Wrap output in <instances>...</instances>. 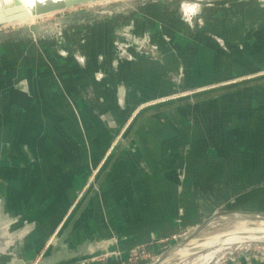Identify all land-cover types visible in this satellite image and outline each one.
Returning <instances> with one entry per match:
<instances>
[{
	"label": "rangeland",
	"instance_id": "rangeland-1",
	"mask_svg": "<svg viewBox=\"0 0 264 264\" xmlns=\"http://www.w3.org/2000/svg\"><path fill=\"white\" fill-rule=\"evenodd\" d=\"M116 5H121L122 9H118L116 12L108 9L109 6L116 8ZM80 14H83V17H79ZM62 20L70 21L71 24L63 23ZM48 22L52 23V30L45 33L47 37L42 35L25 38V33L20 32L17 33L15 40L0 45V128L3 120H7V116L10 115L8 119L10 126L5 130L6 135H10L9 139L12 140V143L3 145L2 139L0 140V153L2 155L0 166L31 168L32 160L36 155L35 137L38 136L37 132L42 129V132L50 133L52 126H60L61 121L67 118L72 119L69 117V112H66V117L63 112H59L60 109H57L63 100L60 97L57 99L58 105L54 103L48 105L39 96L29 95L28 97L27 94L23 93V91L35 92L36 88L40 87L34 82L30 84L26 78L28 77L33 81L35 74H41L47 79L46 84H43V92L49 91V84L47 83L51 79L49 76L51 67L46 62L47 58L62 69L64 67L69 68L66 73L67 80L65 79L61 84L56 82L57 92L58 89L65 91L67 88L77 90L80 93L79 97L81 96L86 103L93 104L96 102L101 105L104 111L102 118L107 127L111 124H115L116 127V123H120L121 127L117 129L118 132L111 135V143L107 145L106 152L97 165L98 167L89 168L83 191L78 196V201L81 202L80 206L75 208V212L67 225L63 223L58 230L55 228L51 232L54 237H44L43 239L28 235L27 239H21L22 227L18 226L19 223L13 225L14 228L10 233L9 229L6 228L7 224H5L8 219L6 209L4 206L3 208L0 206V246L8 240L7 243H11L10 236L13 238L12 247L6 252L9 255L7 254L6 258H1L2 261H6L19 253L20 257L27 258V260L32 261V264H36L41 258L55 253L57 248L67 247L65 241L67 235L65 233L69 234L72 231L77 219L87 208L91 199L93 201L99 194L100 190L98 191V189L103 185L115 161L127 146V143L120 144L119 141L125 139L127 142L135 133L136 127L138 128L140 122L147 116L169 112L178 104L190 102L188 98L196 93L213 91L215 83L184 89L187 88L186 80L189 77V71L196 72L198 76L207 74L208 70L206 73L201 72L200 74L199 71L202 69H198V72L196 70L199 62H201L200 59L205 55L202 58V65L206 67L210 64L211 58L209 56L213 49H217V53L224 55L226 38L230 35L234 38L238 35L240 38L239 36L242 35L241 31H229L235 29L233 27L239 30L242 26L257 29L259 24L264 25V0H93L60 11H51L41 15V17L39 15L32 22L19 21L16 24L0 25V34L26 29L33 24H47ZM73 32L76 33L72 34ZM261 34L264 38V32ZM149 62L159 66L160 70L156 72V75L159 77L163 75L164 79L169 80L178 92L173 91L170 95L157 96L152 100L137 104L134 97L128 92L119 93L120 88L126 89L125 83L120 79V74L123 68L129 65H133V67L136 65L145 70ZM164 70H166L165 74ZM245 81L247 80H237V83ZM51 82L54 84V81L51 80ZM68 98L70 101L65 99L66 106H62V111L71 109L73 105L74 118L82 121V114L76 109L80 105L72 102L76 98V94L72 91L68 92ZM178 99L185 100L177 103ZM174 101L176 103L171 104ZM7 103L9 104L5 105ZM49 106L54 107L52 111H49ZM87 120L92 124L97 121L93 117ZM35 123L40 128L35 127ZM1 130L2 128L0 129V138H3L5 134ZM52 131L51 135L55 136L57 146L68 136L65 133L60 134L64 128L56 127ZM68 131L69 133L76 132L77 129L69 128ZM40 140L44 144V138ZM70 140L71 138L67 139L65 143L69 145ZM47 142L51 141L48 140ZM72 146L73 144L68 146V150ZM51 147L53 148V146ZM75 162L71 161L72 164L69 166L71 171L76 169ZM22 172L19 170L18 173L22 175ZM32 178L30 177L28 180H32ZM35 178L33 179L35 180ZM0 184L3 185L4 189L8 185L19 186L17 181L3 178L1 175ZM20 188L23 189L21 191L23 201L18 204L19 210H23L22 218L28 217L31 221L24 225H31L36 231L38 225L34 223L37 218L34 213L39 211V206H35L38 203L33 199L35 192L32 183L21 185ZM97 192L98 194L93 197ZM52 194L53 191L50 190L43 196L40 205L45 206ZM49 207L47 206L48 211ZM160 209L153 210L150 217L139 218V220L153 219L154 221L149 224V230L161 232L159 236L140 245L130 246L122 250L119 248V241L114 239L117 236L113 227H110L105 237L99 238L100 242L106 243L110 237V241L104 244L105 249L97 240H88V243L79 247V252H85L91 246H97L101 251L66 264H147L180 241L187 230L202 223L212 212L211 209L207 208L184 206L170 209L165 215L160 212L158 213L159 217L156 218V213ZM240 209L236 206H229L218 211ZM125 213L128 215L129 212L126 211ZM83 215L75 227L84 219ZM183 218H195V221L183 223ZM263 225L257 222H218L202 231L193 245H198L199 242L202 244L212 237L233 231L241 232L253 227V229H264ZM3 226L4 232L2 231ZM101 226L105 229L104 225ZM140 226H143L142 222H139V229ZM64 227L62 236L58 235L57 232H61ZM43 232L44 229L40 230L41 234ZM4 233H10V236ZM38 235L40 234L38 233ZM55 238H57L56 244H54ZM241 241L227 244L223 248L206 244L185 257L172 258L169 264H264V240L244 239ZM21 247L24 249V254L20 252ZM214 250L219 251L214 253Z\"/></svg>",
	"mask_w": 264,
	"mask_h": 264
},
{
	"label": "crops",
	"instance_id": "crops-1",
	"mask_svg": "<svg viewBox=\"0 0 264 264\" xmlns=\"http://www.w3.org/2000/svg\"><path fill=\"white\" fill-rule=\"evenodd\" d=\"M233 28L235 29L229 31H241V39L238 35L236 38L228 36L224 55L213 49L209 56L210 64L206 67L202 65L204 55L196 70L198 72V69H202L199 74L208 70L207 74L198 76L196 72L189 71L187 88H184L192 89L215 83L213 91L196 93L197 95L188 98L190 102L178 104L169 112L147 116L127 142L125 139L119 141L120 144L127 143V146L115 161L112 174L110 171L98 189L99 194L97 192L93 196L98 194L93 201L91 199L77 219L75 225L87 211L83 215L84 219L76 227L74 225L70 236L65 240L68 248L77 249L92 240L100 242L99 238H104L110 227H113L117 236L114 239L119 241V248L122 250L145 243L159 236L161 232L149 230L153 219L139 218L150 217L156 208H161L156 213V218L160 212L165 215L170 209L184 206L211 209L209 216L229 206L264 212V38L261 34L264 32V25L259 24L258 30L244 26L241 30ZM74 33L76 32L72 34ZM46 62L51 67V79L47 83L49 91L43 92V84H46L47 79L41 74H35L33 81L26 78L30 84L34 82L40 87L35 92L23 93L28 97L39 96L48 105H58V97L63 99L57 109L66 117V112H69L72 119L67 118L60 122V126L51 128H64L60 134L65 133L68 136L57 146L55 136L51 135L52 129L50 133L45 132L46 134L41 129L35 137L36 155L31 168L0 166V175L17 181L19 185H8L4 189L0 184V206L5 207L8 217L6 228H11L12 231L13 225L19 223L18 226L22 227L21 239L24 240L28 235L43 239L54 237L51 232L55 228L58 230L63 223L67 225L75 208L80 206L78 196L83 191L89 168L96 167L101 162L107 145L111 143V135L121 127L120 123H116V127L115 124H108L107 127L102 118L104 111L101 105L96 102L86 103L79 97L77 90L67 88L65 91L58 89L57 92L56 82L61 84L67 80L66 73L69 68L58 67L49 58ZM142 69L136 65L123 68L120 79L125 83L126 89L120 88L119 93L128 92L140 104L157 96L178 92L163 75H156L160 70L156 63L149 62L145 70ZM242 79L247 81L237 83V80ZM71 91L76 94L72 102L80 105L76 109L82 114V121L74 118L73 105L71 109L62 111V106H66L65 99L70 101L68 92ZM203 94L209 96L196 99ZM185 99H178L177 103ZM175 103L174 101L171 104ZM53 108L50 107L49 111ZM7 117L9 119L10 115ZM91 117L97 120L96 123L88 122L87 119ZM8 119L3 120L1 125L5 134L0 138L2 145L12 143L9 139L11 136L6 135L5 130L10 126ZM22 125L23 123L21 129ZM35 127L40 128L37 123ZM69 128L77 131L69 133ZM41 138H44V144L41 143ZM69 138L71 140L68 145L65 141ZM48 140L51 142H47ZM71 144L73 146L68 150ZM71 161H76L74 171L69 167ZM19 170L23 171L22 175L18 173ZM30 177L36 178L28 180ZM28 183H32L35 192L33 199L38 203L35 206H39V211L34 213L37 217L34 223L38 225L36 231L40 235L31 225H24L31 221L28 217L22 218L23 210L20 211L18 206L23 201V189L20 186ZM50 190L53 194L49 202L45 206L40 205V200ZM47 206H50L49 211ZM126 211L129 212L128 215ZM194 221L195 218L182 219L183 223ZM139 222L143 225L140 229ZM65 227L57 232L58 235H62ZM43 229L41 234L40 230ZM109 239L110 237L106 243ZM20 252L25 253L23 247Z\"/></svg>",
	"mask_w": 264,
	"mask_h": 264
},
{
	"label": "water",
	"instance_id": "water-1",
	"mask_svg": "<svg viewBox=\"0 0 264 264\" xmlns=\"http://www.w3.org/2000/svg\"><path fill=\"white\" fill-rule=\"evenodd\" d=\"M93 0H71V1H57L45 5H38L37 12L39 13H46L48 11H60L65 8L71 7L76 4L87 3ZM108 9H112V12H116L118 9H122L121 5H116V8L113 6H109ZM30 12L25 8L19 0H14V4L5 5L3 8L0 7V25H9V24H16L19 21L25 20L30 17ZM79 17H83V14H80ZM63 23H67L68 21L62 20ZM71 24V22H68ZM52 23L48 22L47 24H33L26 29H20L17 31H13L10 33H3L0 34V45H4L11 40H15L17 38V33H25V38H30L31 36H42L45 33L50 32L52 30ZM58 24V23H55ZM47 37V35H45ZM209 95H200L199 98L196 99L206 98ZM222 221H236V222H252V223H260L264 224V212L262 211H247V210H222L213 213L207 219H205L202 223L192 227L188 231L185 232L183 237L180 241L176 242L168 249L157 255L154 259H152L147 264H169L170 260L174 257H181L177 255L179 251L189 247V244L193 243L197 236L204 231L207 227L211 226L212 224L222 222ZM5 226V225H4ZM4 226L2 231L4 232ZM11 233V228H9ZM9 234H5L10 236ZM64 233V231H63ZM62 233V234H63ZM71 231L69 234L65 233L67 238L70 236ZM3 234V235H4ZM62 236V235H61ZM252 240V239H249ZM264 240V239H259ZM9 241V240H8ZM7 241V242H8ZM11 243H4V245L0 246V264H32V261L27 260V258L20 257L18 253L14 251V257L7 259L6 261H2L1 258H6V252L9 251L10 247H12L13 238L10 236ZM57 241L54 242L56 244ZM53 244V245H54ZM105 243H101L102 247L104 248ZM56 246V245H54ZM77 248L76 250L73 248L68 247H60L57 248L55 253L49 254L46 257L40 259L39 262L36 264H66L72 260L80 259L82 257H88L92 255L94 252H99V248L97 246L89 247L85 252H79ZM105 249V248H104ZM103 249V250H104ZM9 255V254H8Z\"/></svg>",
	"mask_w": 264,
	"mask_h": 264
},
{
	"label": "bare ground",
	"instance_id": "bare-ground-1",
	"mask_svg": "<svg viewBox=\"0 0 264 264\" xmlns=\"http://www.w3.org/2000/svg\"><path fill=\"white\" fill-rule=\"evenodd\" d=\"M19 1L21 2V4L25 8H27V10L31 14L29 18L22 20V21H31L32 22L37 16L40 15V17H41V15L51 12V11H48L46 13L37 12L38 5H45V4L57 2L59 0H19ZM61 1H71V0H60V2ZM11 4H14V0H0V7H2V8L5 5H11ZM238 226H240V225H238ZM253 228L252 229H245V230H242L241 232L240 231L239 232L233 231L231 233L218 235V236L212 237L208 240L206 239L207 241L206 242L204 241V243H202V244H201V242L198 241L200 243V244L198 243V245L197 244L193 245V243H191V244H189V247L182 249L181 251H179L177 253V255H179L181 257H185V256L191 254L193 251L195 252V250L201 249L206 244H209V245L212 244L213 246H216L217 248H223L227 244H230V243H233L236 241H241L244 239H264V229L263 228L253 229ZM73 243H75V242L73 241ZM219 250H221V249H219ZM219 250H214V253L218 252Z\"/></svg>",
	"mask_w": 264,
	"mask_h": 264
}]
</instances>
